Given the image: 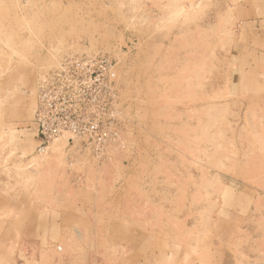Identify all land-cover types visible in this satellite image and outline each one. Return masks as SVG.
Wrapping results in <instances>:
<instances>
[{
  "label": "rangeland",
  "instance_id": "obj_1",
  "mask_svg": "<svg viewBox=\"0 0 264 264\" xmlns=\"http://www.w3.org/2000/svg\"><path fill=\"white\" fill-rule=\"evenodd\" d=\"M246 2L0 0V264H264V10ZM89 52L114 64L115 142L38 152L40 76Z\"/></svg>",
  "mask_w": 264,
  "mask_h": 264
},
{
  "label": "built area",
  "instance_id": "obj_2",
  "mask_svg": "<svg viewBox=\"0 0 264 264\" xmlns=\"http://www.w3.org/2000/svg\"><path fill=\"white\" fill-rule=\"evenodd\" d=\"M115 85L113 61L103 52L68 54L42 74L33 112L36 150L66 137L67 152L103 160L122 116Z\"/></svg>",
  "mask_w": 264,
  "mask_h": 264
},
{
  "label": "crops",
  "instance_id": "obj_3",
  "mask_svg": "<svg viewBox=\"0 0 264 264\" xmlns=\"http://www.w3.org/2000/svg\"><path fill=\"white\" fill-rule=\"evenodd\" d=\"M261 1V2H260ZM248 0V2H246V6L252 7L248 13H249V17L248 18H256V16H258V12L260 10H264V0ZM259 8V9H256Z\"/></svg>",
  "mask_w": 264,
  "mask_h": 264
}]
</instances>
